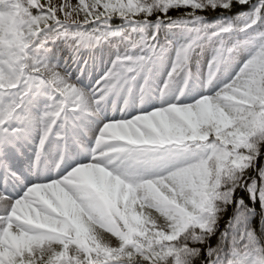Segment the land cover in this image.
Returning a JSON list of instances; mask_svg holds the SVG:
<instances>
[{
  "label": "snow or ice",
  "instance_id": "obj_1",
  "mask_svg": "<svg viewBox=\"0 0 264 264\" xmlns=\"http://www.w3.org/2000/svg\"><path fill=\"white\" fill-rule=\"evenodd\" d=\"M0 264H264V0H0Z\"/></svg>",
  "mask_w": 264,
  "mask_h": 264
},
{
  "label": "rangeland",
  "instance_id": "obj_2",
  "mask_svg": "<svg viewBox=\"0 0 264 264\" xmlns=\"http://www.w3.org/2000/svg\"><path fill=\"white\" fill-rule=\"evenodd\" d=\"M73 2H75V0H73Z\"/></svg>",
  "mask_w": 264,
  "mask_h": 264
}]
</instances>
